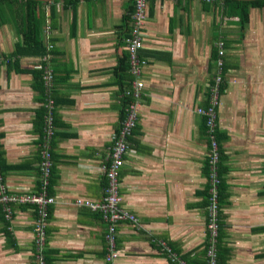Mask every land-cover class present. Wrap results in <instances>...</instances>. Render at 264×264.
Instances as JSON below:
<instances>
[{"label": "crops", "instance_id": "0c3cea01", "mask_svg": "<svg viewBox=\"0 0 264 264\" xmlns=\"http://www.w3.org/2000/svg\"><path fill=\"white\" fill-rule=\"evenodd\" d=\"M28 1L37 2L35 24L45 52L8 63L6 57L24 45ZM133 7V0L0 4L1 184L8 194L39 193L46 146L48 195L54 198L42 235L35 230V205H11L6 220L0 204V264H106L107 222L74 202L103 201V168L132 103L137 118L117 181L121 207L137 221L115 225L117 262L173 264L156 244L162 240L179 262L205 264L210 186L196 110L207 106L218 75V42L226 82L217 110L226 158L217 189L221 264H264V5L247 6L243 20L229 15L225 0H148L138 74L125 43ZM137 81L143 87L135 98ZM49 101L53 133L47 139Z\"/></svg>", "mask_w": 264, "mask_h": 264}, {"label": "built area", "instance_id": "2783aa9c", "mask_svg": "<svg viewBox=\"0 0 264 264\" xmlns=\"http://www.w3.org/2000/svg\"><path fill=\"white\" fill-rule=\"evenodd\" d=\"M148 0H133V14H132V27L130 34L127 38H125V43L128 51V59L132 72L134 74L139 73V68L143 64L139 60L138 52L143 48V40H144V32H143V24L146 19V3ZM172 1V0H168ZM209 1V0H205ZM218 47V57L215 62L218 75L216 76L214 82L215 85L210 90L209 94V106L207 108H197L196 112L198 115L203 116L206 119L205 125L207 126V132L213 133L214 122L217 114V107L221 105V99L219 97V84L221 82L220 71L223 67V55H224V45L222 42L217 43ZM43 80L45 81V85L48 86V82L51 81V71L48 70V67L43 69ZM143 87V83L141 81H137L133 88V96L138 98L140 96V91ZM52 107V101L48 102L47 108L48 112L44 117L45 122V138H50L53 130H52V116L50 113V109ZM127 116L123 119L121 123V128L117 134L113 136V144L110 152V162L106 168H103V172L107 179V185L105 189V197L102 202L95 203L89 200L77 199L74 204L77 207H85L88 208L92 212H98L101 214L104 222H107V232H106V253H105V263L106 264H118V251L116 249L115 242V225L124 220H128L130 222H136V218L121 207V198L118 192V170L123 165V158L128 151V145L126 142L127 137L130 136L132 129L135 126L136 118H137V104H130L127 109ZM211 138H213L211 136ZM211 146L213 147V151H209L207 154V166L209 169L208 182L210 186V197L208 200V224L207 228L210 233L211 242L209 247L207 248V264H215V241L217 238L218 231V185L220 183V179L217 174V163L218 156L215 153L216 144L212 139ZM41 162L39 164L40 170V189L39 193L36 194H26V195H17V194H8L6 188L1 184L0 179V204L3 206V211L5 212V218H10L11 208L10 206L13 204H30L35 205L37 208L38 219L35 223V230L38 235H42L45 218H46V210L47 206L54 203V198L48 195V186H49V176L51 172V154L49 149L45 146L41 151ZM159 245L161 246L162 251H165L169 257L176 259L174 253H171L170 249L166 246L164 241H160ZM179 264H184L183 262H179ZM38 264H43V262L39 259Z\"/></svg>", "mask_w": 264, "mask_h": 264}, {"label": "trees", "instance_id": "16d2710c", "mask_svg": "<svg viewBox=\"0 0 264 264\" xmlns=\"http://www.w3.org/2000/svg\"><path fill=\"white\" fill-rule=\"evenodd\" d=\"M4 1L6 2L8 0H0V4L2 2H4ZM15 1H17V0H11V2H15ZM225 2H227L228 6H229V15L230 16H233V15L235 16L236 15L237 17H239V19H243V20H244L243 17H245V16L242 15L241 12H242V10H245L247 6L248 7L249 6H257L259 3L264 5V1L245 3V2H239V1H233V0H225ZM36 4H37V2H34V1H28L27 2V9H24L25 12H26L25 13L26 25L24 26V32L22 33V38H23V44L24 45H21V48H17V50H15V52H13L12 55H10L9 57H6L5 60L8 63H10L11 61H13V63H16L17 59L19 57L23 56V55L36 54V55L41 56L45 52V51L42 50L40 38H39V35H38V27L35 24V22L37 20L36 17H35V13H34ZM0 11H1V9H0ZM9 12H11V15L13 16L12 17L13 20L16 21V19H17L16 12H14L12 8L9 9ZM35 45H37L38 50H33L32 49V48H34ZM27 47H30L31 50L25 49ZM15 68H17V66ZM22 70L23 69H20L18 71H22ZM223 76H224V70H223ZM222 78H224V77L221 76V82L218 85L219 86V90H218L219 97H221L223 95V93H224V91L226 89V82ZM213 85H215L214 81L211 82L210 90L213 87ZM210 90H209V94H210ZM208 106H209V96H208V104L204 108H207ZM219 107H217L216 109L218 110ZM200 117L202 118L203 133H204L205 139L207 141V154L209 153V151H213V147L211 146L212 139L215 141V144H216L215 153L217 154L218 159H219L218 163H217V166H216L217 167V174H218L219 179L221 180L222 179V174L226 172V167L223 166V164H222L225 161L226 158H225V156L223 155V153L221 151L220 143L222 141H224L225 138H224V135L222 136L218 132V128H217V114H216V119H215V122H214L213 133H208L207 132V126L205 125L206 119L203 116H200ZM211 136L213 138H211ZM207 160H208V158L206 157V159H205L206 163H205V166H204V172H205V175L208 178L209 169H208V166H207ZM220 184L221 185H220L219 189L222 190V183L220 182ZM48 188H49V186H48ZM219 198H220V200L224 199L222 196H220ZM25 205H28V204H25ZM48 206H50V205H48ZM35 212H36V216H37V219H38L37 208L35 209ZM46 213H48L47 210H46ZM94 213L98 214L99 217L101 218V214L100 213H98V212H94ZM4 217H5V212H4ZM10 217H12V211L10 213ZM46 220H47V215H46V218H45V222H46ZM208 236L209 237L206 239V243L204 244V253H205V256H206L205 257L206 260L208 259V257H207V248L209 247L210 242H211V237H210V235H208ZM219 239H220V232H219V236H217V238H216V243H215V264H221L224 261V259H225V255L221 252L223 250L220 247V244L218 243ZM160 241H162V240H158L156 242V244L158 245L159 248H161V246L159 245ZM165 243H166V246L170 249L171 253H174V255L176 256L175 251L172 250L170 245L167 242H165ZM223 249L226 250L225 248H223ZM161 251H162V249H161ZM164 253L166 254L165 251H164ZM167 256L169 257V255H167ZM169 259L171 260V262L172 261L174 262V263L172 262L173 264H179L177 262V256H176V259H173L171 257H169ZM206 260H205V264H207ZM207 262H208V260H207Z\"/></svg>", "mask_w": 264, "mask_h": 264}, {"label": "water", "instance_id": "95a60500", "mask_svg": "<svg viewBox=\"0 0 264 264\" xmlns=\"http://www.w3.org/2000/svg\"><path fill=\"white\" fill-rule=\"evenodd\" d=\"M37 1H42V2H43V1H48V2H49V1H51V0H37Z\"/></svg>", "mask_w": 264, "mask_h": 264}]
</instances>
